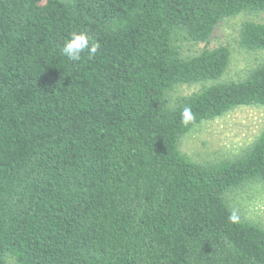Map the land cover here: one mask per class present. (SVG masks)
Listing matches in <instances>:
<instances>
[{"label": "trees", "instance_id": "trees-1", "mask_svg": "<svg viewBox=\"0 0 264 264\" xmlns=\"http://www.w3.org/2000/svg\"><path fill=\"white\" fill-rule=\"evenodd\" d=\"M262 13L264 0H0V264H264V228L232 201L264 189V130L218 161L179 147L264 106V60L222 81L230 48L209 46L224 20ZM77 31L99 49L73 62L61 48ZM238 44L264 51V22L243 21ZM179 85L200 88L171 102Z\"/></svg>", "mask_w": 264, "mask_h": 264}, {"label": "rangeland", "instance_id": "rangeland-1", "mask_svg": "<svg viewBox=\"0 0 264 264\" xmlns=\"http://www.w3.org/2000/svg\"><path fill=\"white\" fill-rule=\"evenodd\" d=\"M264 22V13L259 15L239 14L221 22L214 31L209 46L228 45L231 61L222 81L241 78L245 71L264 60V51H246L238 44V31L243 21ZM185 55L197 54L203 43L182 41ZM200 85H179L169 91L171 102L183 94L196 91ZM264 130V106H238L226 114L194 126L180 141V150L192 160L218 161L238 155L248 148ZM234 206L248 221L264 228V189L250 184L232 196Z\"/></svg>", "mask_w": 264, "mask_h": 264}, {"label": "clouds", "instance_id": "clouds-1", "mask_svg": "<svg viewBox=\"0 0 264 264\" xmlns=\"http://www.w3.org/2000/svg\"><path fill=\"white\" fill-rule=\"evenodd\" d=\"M93 37L87 31L73 32L71 36L65 41L61 52L69 60L78 62L81 60V54L87 52L89 58L96 55L99 49V44L92 42ZM183 122L187 124L194 119L190 109L185 108L183 113ZM230 220L238 221L239 217L235 212L230 216Z\"/></svg>", "mask_w": 264, "mask_h": 264}]
</instances>
